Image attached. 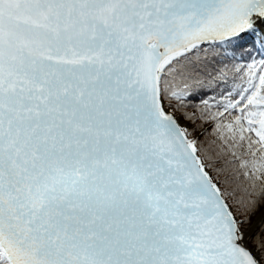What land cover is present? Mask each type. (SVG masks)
<instances>
[{"label":"snow or ice","instance_id":"1","mask_svg":"<svg viewBox=\"0 0 264 264\" xmlns=\"http://www.w3.org/2000/svg\"><path fill=\"white\" fill-rule=\"evenodd\" d=\"M0 264H264V0H0Z\"/></svg>","mask_w":264,"mask_h":264}]
</instances>
